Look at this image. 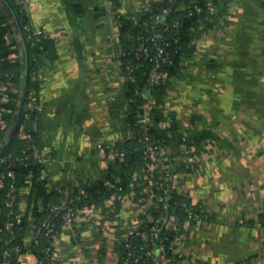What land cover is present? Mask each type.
Returning a JSON list of instances; mask_svg holds the SVG:
<instances>
[{
	"label": "crops",
	"instance_id": "0c3cea01",
	"mask_svg": "<svg viewBox=\"0 0 264 264\" xmlns=\"http://www.w3.org/2000/svg\"><path fill=\"white\" fill-rule=\"evenodd\" d=\"M159 1L24 0L32 27L53 40L51 57L37 71L49 188L71 194L108 174L112 157L98 145L124 137L129 108L119 17L140 15ZM212 12L217 23L206 18L208 24H198L181 74L171 78L160 104L149 98L144 112L150 116L158 106L162 116L150 122L183 138L164 145L167 155L182 159L172 166L177 192L210 217L198 225L185 222L187 264H264V0H220ZM157 169L154 161L145 163L136 181L155 180ZM148 191L143 184L138 192H112L83 207L74 227L57 237L59 264H99L102 253L106 264H117L116 221L140 220ZM36 201L24 186L19 208L28 223ZM75 229L83 247L74 241ZM20 258L38 264L34 251Z\"/></svg>",
	"mask_w": 264,
	"mask_h": 264
},
{
	"label": "trees",
	"instance_id": "16d2710c",
	"mask_svg": "<svg viewBox=\"0 0 264 264\" xmlns=\"http://www.w3.org/2000/svg\"><path fill=\"white\" fill-rule=\"evenodd\" d=\"M2 1L6 3L8 9L0 5V72L7 74L3 76L4 79H9L18 86H21L24 80L23 85L28 91L27 96L31 90H34L38 94L39 80L37 71L42 64V59L51 57L53 40L49 35H36L34 33L36 29L32 27L29 13L26 11L24 4H20L16 0ZM115 1L118 2V0ZM219 1L161 0L153 3L148 11H144L140 15H120L118 26L119 40L121 43L119 58L122 64L123 74H126V67L129 64L135 63L137 65L133 70L135 81L129 78L125 79L124 92L129 106L125 119V135L117 143L112 144V148L116 152L123 153V159L120 160L119 156L112 158L106 177L84 186L88 195L80 196L71 203V206L75 210L90 206L94 203L99 204L103 198L108 197L112 192H125L130 191V189H135L136 192L140 191L142 185L147 183L144 181V178L136 181L137 176L140 174L139 170L141 166L148 163L143 152V136L145 133L155 142L161 143L163 146L168 145L174 139L183 142V138L180 137L174 128H171L169 133H167L162 128H159L156 123L152 124L150 121L159 122L162 116L161 109L157 106L155 110L150 111V116H145V105L152 96L155 97L158 104L161 103L171 78L181 74L182 60L197 37L196 28L198 24L201 21H205L208 24L209 21L206 18L213 20L210 21L212 24L217 23V20L214 19L215 12L211 11L209 4L211 3L216 7ZM194 5L200 8L199 12L194 11ZM165 8L169 9L166 14L162 13ZM75 11L80 12L77 7H75ZM191 11H194L192 15L190 14ZM156 16H159V21L154 25L155 29H151V26L154 24V17ZM165 23H169L168 26ZM157 31L162 34L160 40L155 37ZM17 32L22 38V47L19 45L18 38L15 36ZM156 42L163 48L164 54L167 55L169 62L160 61L159 69L165 74V79L161 80L159 84L150 86L149 75L157 57ZM14 52L18 56L11 58L10 55ZM27 69H29V79L26 81L23 79V73ZM21 102L22 96L19 97L18 94L10 93L9 101L2 103L3 106L14 109V113L8 116L12 126L17 118ZM26 112L34 113V111H26L24 109L19 125L23 123L24 113ZM35 114L36 112L31 115V118ZM143 117L147 119L145 130L140 122V119ZM40 119L37 120L35 130L32 127L34 122H31V120L27 121V127L32 131L34 143L41 147L38 131ZM128 130L133 131L132 135H128ZM9 136L10 131L2 132L1 141H4V143L0 145V154ZM108 151L110 150L107 149V154ZM10 153L14 157L27 156L22 162L14 160L12 168L16 174V184L20 191H22L24 186L28 185L30 187L31 193L37 198L33 206V216L39 220L46 218L49 215L50 207L61 201L59 192L54 189H49L46 179L40 178V173L44 166L36 161L32 149L28 147L27 141L19 137L18 133L12 137L5 152L6 156ZM8 169L9 166L1 161L0 171H6ZM114 175L118 176V180L113 178ZM106 180L111 181L112 188L106 185ZM155 180L157 181V177ZM7 190V186L0 188V227L4 226ZM153 190L156 194L162 192L157 187ZM78 191L79 188L73 192V196L77 195ZM172 193H174L178 200L176 213L182 221L189 217L182 207V202L187 200L190 203V201L177 191H173ZM200 209L203 214L207 212L201 207ZM62 212L63 210H60L54 215H51L53 221L57 223L55 231L58 234L62 231ZM28 219L29 217L24 214L22 220L23 229L20 231V236L16 235L12 242L8 243V239L10 238L9 231L5 229L0 230V252H3L13 244H22V235L25 236L27 233ZM172 236H175V233ZM49 244L50 240L45 237L41 239L40 245L37 246L38 249L34 248V252L38 253V255L36 253L38 258L42 257L46 259L42 248L45 249ZM14 264H19L16 256Z\"/></svg>",
	"mask_w": 264,
	"mask_h": 264
},
{
	"label": "built area",
	"instance_id": "2783aa9c",
	"mask_svg": "<svg viewBox=\"0 0 264 264\" xmlns=\"http://www.w3.org/2000/svg\"><path fill=\"white\" fill-rule=\"evenodd\" d=\"M16 1L20 4H24V0ZM209 5L211 11L215 9L213 4L210 3ZM150 8L151 6L145 11H148ZM193 8L196 12L200 11L197 5H194ZM168 11L169 9L165 8L162 13L166 14ZM194 11H191L190 14L192 15ZM158 21L159 16L154 17V24L151 26V29H155L154 25L158 23ZM168 24L169 23H165L166 26H168ZM34 33L36 35H49L44 29H36ZM155 37L160 40L162 34L157 31ZM155 44L157 57L149 75L150 86L159 84L161 80L165 79V74L159 69L160 61L169 62L167 55L164 54L163 48L158 42ZM17 56L18 54L15 52L10 55L11 58H16ZM136 67L137 65H135V63L129 64L126 67L124 79L129 78L135 81L133 70ZM6 75L7 74H2L0 72V145L4 143V141H1L2 132H8L12 127L8 116L14 113L13 108L3 106L2 103L9 101L10 93L18 94L19 97L23 95L21 86L16 85L9 79H4L3 76ZM25 109L26 111H34L36 114L31 118V115L34 113H24L23 123L18 126V136L27 141L28 147L32 149L36 161L45 166L47 159L42 154V148L34 143L32 131L27 127V121L31 120V122H34L32 127L35 130L37 120H39L43 111V105L39 102V96L34 90L29 91ZM140 122L145 130L147 122L146 117L141 118ZM132 133V130H128V135H132ZM143 145L146 161H154L158 167L157 181L152 180L149 182L147 180V183L144 184H149L150 191H148L149 195L144 203L143 216L140 220L131 221L118 219L116 221V240L120 248L117 264H187L189 262L188 255L181 245V238H183L184 235L186 236V232H188L185 222H193L198 225L203 220H209L210 217L207 212L204 214L201 213L199 206L185 200L182 202V207L189 217L184 221L180 220L176 213L178 200L174 193H172L173 191H177V183L175 181L177 175L173 172L172 166L174 163L182 161V159L179 155H167L164 146L161 143L155 142L147 133L143 136ZM98 148L103 154H107V149H109L108 156L112 158L119 156L120 160L123 159V153L116 152L112 148V144L108 142L100 143ZM188 152L189 151L186 153ZM26 158V155L14 157L12 153L7 156L6 154H0V162L2 161L9 166L8 170L0 171V188L8 187L5 200L6 212L4 226L0 227V230L5 229L9 231L10 238L8 239V243L12 242L16 235L20 236V231L23 229L22 220L24 215L19 208L20 189L16 184V174L12 166L14 160L22 162ZM40 178H46L44 168L40 173ZM108 187L112 188L113 185L110 184ZM155 187L162 192L156 194L153 190ZM53 189L59 192L61 201L50 207L49 215L46 218L40 220L36 219L34 216L31 218V222L28 223L27 233L25 236L22 235V244H13L3 252H0V264H14L15 256L19 264H25V260L20 258L21 255L28 251L33 252L34 248L38 249L37 246L40 245L41 239L44 237L50 240V244L45 247V249L42 248L46 259L39 256L38 264H59L55 252L56 240L59 234L55 231L57 223L53 221L51 215L63 210L61 216L62 229L74 227L78 216L83 212V208L75 210L73 206H71V203L80 196H87L88 194L85 188H80L75 196H73V193H65V191L59 187ZM28 233L30 239H27ZM173 233H175V236H172ZM72 235L74 241L80 245L79 247H83L84 243L80 240L81 233L75 229ZM103 248L104 247H102L101 250ZM105 256L106 255H103V253L101 254L99 264H106L104 262Z\"/></svg>",
	"mask_w": 264,
	"mask_h": 264
},
{
	"label": "water",
	"instance_id": "95a60500",
	"mask_svg": "<svg viewBox=\"0 0 264 264\" xmlns=\"http://www.w3.org/2000/svg\"><path fill=\"white\" fill-rule=\"evenodd\" d=\"M27 66H28V63H27ZM23 75H24V79L27 81L29 79V69H27L26 72L23 73ZM27 93H28L27 89L24 88L23 89V95H22V102H21V105H20V108H19V111H18V114H17V118H16L13 126L9 130L10 131V136H9V138L7 140V143L3 147V151L1 153V155L5 154V152L7 150V147L9 145L10 141L12 140V137L17 133L19 122H20V119H21V116H22V112L25 109V103L27 101Z\"/></svg>",
	"mask_w": 264,
	"mask_h": 264
}]
</instances>
